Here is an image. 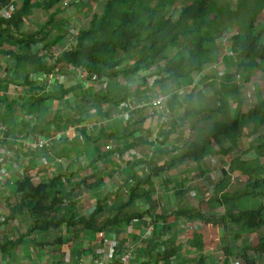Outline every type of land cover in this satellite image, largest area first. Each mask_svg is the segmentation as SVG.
Here are the masks:
<instances>
[{
    "label": "trees",
    "instance_id": "16d2710c",
    "mask_svg": "<svg viewBox=\"0 0 264 264\" xmlns=\"http://www.w3.org/2000/svg\"><path fill=\"white\" fill-rule=\"evenodd\" d=\"M12 1L0 0V12L10 8ZM16 1L10 16L0 15V58L15 63L14 67L7 68L4 76L0 77V92L7 93L9 86L19 85V82L10 80L9 75L14 78L13 73L23 71L25 81L20 85L25 88L23 92L29 99H14L15 97L11 95L0 98V126L7 129L5 131L7 138L14 140V144L9 143L11 150L14 149L18 140L32 139L38 135L49 136L54 126L56 130L62 128L65 131L63 118L56 112L52 113L51 110L44 111L43 105L60 102L68 104L66 109L69 110L73 106L72 98H80L87 93L89 96L94 94L93 97L98 103H108L107 111L98 112L96 118L108 119L115 105L121 108L126 101L133 103L143 97L148 99L151 97L149 91L156 89L170 97L165 107L173 113L174 120L167 129H164L165 132L161 131L163 139L160 142V149H156L155 142H147L146 138H150L146 135L148 131L143 129L145 119L133 124L134 117L131 116L125 126L122 121H118V125L121 124L123 129L122 133H116L117 136L113 137L118 145L110 154H104V158H110L118 153L128 155L141 145H149L155 149L149 161V164L153 166L151 173L142 179L136 175L135 171L134 177L126 182L125 188L129 193L127 203L109 208L108 202L111 196L107 193L104 199L97 202L96 208L89 215L79 217L74 195L78 194L77 192L89 181V178L96 181L100 177L98 174L93 177H84L75 185L69 180V178L73 179L72 175L57 176L46 184L36 185L29 176L18 181L13 187V195L17 201L14 205H9L10 214L6 216L2 224L0 223V226L16 222L21 218L31 219L32 225L27 229L26 234H22L19 230L17 237L6 241L0 240L1 254L8 255L9 259L18 260L16 251L25 244L27 238L34 234L47 235L52 229L57 230L64 226L68 230L80 233L103 234L140 221L147 214H159L157 216L159 220H167L166 216L170 210H161L157 213L158 204L152 201V192L144 190L155 177L187 163L201 164L208 157L218 156V154L230 156L239 148L248 126L254 127L251 136H255L264 127V98H259L256 104L244 107L241 88L238 84V77H244L249 82L252 75L262 69L264 64V25L256 23L259 13L249 22L241 24V32L231 38L233 57L227 56L228 59L225 58V60L228 62L231 57L235 67L221 77V89L217 92L221 106L217 109H208L204 107L199 94L195 95L191 91L186 98L181 99L178 94L171 93V84L176 88L180 85L182 87V84L201 83L200 77H204L203 80H205L211 76L205 71L219 66L224 61L222 57L224 54L221 55L224 51L220 49L217 39L224 14L215 15L219 0H107V3L102 6L101 13L94 14L92 19L87 21L86 27L82 25L78 34L67 27L65 32L58 31L61 29L56 22L59 12L73 9V6L77 7L80 4L90 6L89 2L98 3L99 0H72L68 6H63L62 0ZM178 3H180L179 10L175 13ZM57 6L59 11L51 13ZM37 10L43 11L46 15L50 14L49 18L37 27L36 31L25 32L24 28L28 23L32 25V16ZM227 14L231 15L229 11ZM84 17V14L79 13L81 21ZM70 20L69 17L67 21ZM70 39L74 45L66 49ZM182 46L186 48V51H181L172 57L167 56L171 48ZM55 53H58L57 57ZM162 61L166 64L154 71L153 69L159 67L158 64ZM69 67L73 68L75 74L79 72L87 74L88 85L77 82L74 78L71 86L67 88L65 83H59V79L56 82L58 86L47 93L45 86H40L36 82L39 76L40 78L45 75L60 77L62 70L69 71ZM1 71L3 68L0 67V73ZM121 76L127 81L124 86L119 84ZM62 77L64 78L63 75ZM153 78L157 79L153 86H150L149 80ZM136 79L139 80V85L132 91L131 87L136 83ZM105 82L115 83L117 100L109 99L101 92H88L89 85L95 83V86L100 84L103 86ZM232 98L237 100L234 108L230 104ZM178 107L185 109L181 118L177 116ZM207 111L216 116V120L207 129L201 141L188 140L181 149L173 150L169 147L170 139L179 133L186 121L197 118ZM93 116L88 118L93 119ZM220 116L223 118L220 119ZM34 117L37 118L38 123L33 125L30 119ZM84 121L86 120L80 118L74 123L78 125ZM83 136L88 141H93L95 145L105 138H111L106 129L101 130L94 138L86 133H83ZM79 140L77 136L72 144L76 145ZM62 142L64 143L62 145L67 144V141ZM62 145L59 143L57 152L61 151ZM216 146L218 151L215 149ZM256 149L259 157L255 160L247 161L238 158L230 165L229 171H222L224 178L219 184L222 186L221 190L226 189L225 184L230 182L229 174L235 171H240L249 178L246 187L233 193H225L221 197H213L209 203H206L211 212H203L201 206L182 207L173 212L177 221L196 220L202 225L201 230L196 231L188 241L193 251L203 254L206 249L216 247L229 233L231 234L228 239L231 238L238 244L245 236L262 231L261 235H257L256 242L251 241V244L225 248L223 254L225 264H229L231 259H237L241 264H264V164L261 163V158L264 157V145ZM97 150L99 151L98 148ZM56 156L62 157L63 154L59 153ZM163 157L167 158L166 162L163 165H157ZM140 164L131 165L134 167ZM94 165L96 163H93ZM132 171L126 172L129 175ZM259 198L262 199V205L257 210H241L239 204L242 200ZM141 202L148 203L149 209L142 214L131 213L130 209H136ZM218 206L225 211L216 213L215 209H218ZM104 214L107 215V219L100 222L99 218ZM172 230V226L166 225L160 233L157 234L155 231L147 244L149 260L142 264H171L179 252L175 244L177 238L175 236L168 241L160 240H163L161 235L166 231L169 234ZM57 242L62 243L63 238L58 239ZM201 259L204 260L205 257L202 255Z\"/></svg>",
    "mask_w": 264,
    "mask_h": 264
},
{
    "label": "crops",
    "instance_id": "0c3cea01",
    "mask_svg": "<svg viewBox=\"0 0 264 264\" xmlns=\"http://www.w3.org/2000/svg\"><path fill=\"white\" fill-rule=\"evenodd\" d=\"M6 62L5 64L7 65ZM0 67L3 68L1 63ZM6 70L7 68H3L2 72L5 74L4 71ZM71 72L69 71V73ZM4 74L0 75V77L4 76ZM70 75L73 76V72ZM23 77H25V73L23 71H17V73H15L14 75V78H16L15 81L20 83H24L22 81ZM83 77L88 78L87 74H83ZM66 81L67 80H65L64 82L60 79L61 84L66 83ZM196 84L193 85L196 86ZM176 85L180 84L176 83ZM186 85L191 86L192 84L190 85L187 83ZM57 86L58 85L56 83L54 87ZM184 88L185 91H187L186 86L184 87L183 84L182 87L181 85L176 87V89H178V91L180 92L182 89L184 90ZM187 93L188 91L186 92V94ZM179 94L181 93H178V95ZM12 96L16 97V95ZM23 99L27 100L29 98L28 96H26V98ZM52 104L53 111H57L58 109L62 110L63 107L65 109L68 108V104L66 105L65 103L54 102ZM159 113L160 112L158 111L156 113L158 115V118H160ZM134 114L132 116H134ZM32 119L33 118L30 119V122L32 121ZM87 123H96L97 130L98 128H100V125L101 127H106V129H108L109 132L112 134V137L110 139L105 138L98 145H95L93 141L87 140V144L84 143L83 145V150L79 148L78 151V149L74 146H70L66 149L65 153L64 151L61 152L62 150L60 152H54L55 154H63L62 157H58L62 158V163L55 161L54 158H56L57 156H55L54 153V156H52L50 154H47L49 153L48 151L33 149H19L15 158L11 160L5 159L0 162L1 224L5 221L6 216H9L10 214L9 205H14L17 201V198L15 197V195H13V187L17 184L18 181L22 180L25 176L31 177L34 183L37 185L40 183L46 184L51 179L60 175H72L74 179V177H76V174H78V177L75 179L77 182L73 183L78 184L81 182V179H83L85 176L93 177V175L98 174L100 177H98L96 181L89 178V181L83 184L82 189L77 192L78 194L74 195L75 202H77V213L79 214V217L89 215V213H91V211L96 208L97 202L101 199H104L107 193H110L111 196L108 202L109 208L113 207L114 205H117V201L118 205H120L121 203H127L129 201V193L126 191L127 189L125 188L126 182L134 177L133 175L135 174V171L137 173L136 175L142 179L151 173V171L153 170V166L149 164V161L151 159V154L154 153L155 149H152V147L150 146L152 152L150 153L148 147H142L143 149H148L145 150V152L147 151L148 153H150V157L141 161H138L136 159L131 160V152H129L128 155H120L118 153L112 155L110 158H104L105 155L110 154V152H112V150H109V144L107 145V143L115 142L113 137L117 136V128L113 129L112 126L113 124L118 125V122L114 119L113 115L111 114V117L108 119L101 118L100 120L96 121V119L93 118L89 119ZM159 124L160 123L158 121L156 129L153 128L149 131L150 133H148V137L149 135L151 137L154 135L155 138H146L147 142L153 141L157 144L156 149H160V142L161 139H163L162 134L158 132L160 127ZM69 127H72V123L68 124V126L63 127L65 128V131L62 130V128H59L57 132H65L66 134H68L69 131H72L69 130ZM101 130L99 129L97 133L99 134ZM163 132H165V130ZM75 135L77 134L75 133ZM97 136V134H93L91 138ZM40 137L44 139L48 138L49 136ZM66 138H68L67 144L68 142H72L74 140V137H71L70 134H68V137ZM186 138L187 139L184 140V143L189 140L188 136ZM173 140H175L176 142L172 143ZM182 140L183 139L180 136L176 139H173L172 137V140L169 143V147L173 150L181 149L185 144L181 146L176 145V143L179 144ZM9 143L14 144V140L8 139L4 143V146L9 147V150H11ZM17 143L14 145V147L17 145ZM97 148L99 149V151L97 150ZM9 150L7 148L6 151ZM216 156L208 157L201 164L187 163L185 165L173 168L161 174L160 176L155 177L152 183L144 188L145 191L152 192V201L158 204L157 213H160L161 210H170L168 215L166 216L167 220H159L157 218L159 214H147L140 221L133 222L129 225H123L118 229H113L103 234H94L90 232L80 233L74 230H68L64 226L60 229H57L58 231L56 230L53 234L49 233L43 236H38L37 234H34L32 235V237L27 238L25 244L16 251L18 260H16V258L15 260H11L9 259L8 255H3L0 251V264H121V257L128 252L133 254V264H142L143 262L149 260V254L147 251L148 241L152 238V235L155 233V231L157 232V234L160 233V231L166 225L172 226L173 230L169 234H167L166 231V233L161 235L163 236V240L160 241H168L169 238L176 236L177 240L175 244L179 248V252L176 258L172 260L171 264H199L200 262L201 264H225V256L222 255L223 250L228 247L239 246V244L231 240V238L228 239L231 233L227 234L228 236L224 238L221 242H219L216 247H210L206 249L203 254H200L198 252L193 251L189 247L188 241L193 237V234L196 231L201 230L202 225L196 220L192 221L181 219L177 221L176 218L173 216V212L182 207L184 208L188 206L195 208L200 205H203V207H208L206 203H209V201H211L213 197H221L225 193H233L234 189L232 181L225 184L227 185V187L224 191L221 190L222 186H219L220 182L224 177L218 178V176H215V174H218V171H229L230 165H228V168H226L227 165L219 168L218 164L220 163L221 156H218L219 159L215 158ZM46 157L51 159H48L47 162H44L43 159H45ZM162 160L164 159L159 160L157 162V165H160ZM166 160H164V162H166ZM101 161L103 164L99 167L98 164H100ZM14 163L19 165L22 163V166L25 167H18L17 169ZM93 163H97L95 167V170H97L96 172H93V169L91 168L93 166ZM133 163L141 164L133 167L131 165ZM74 164L80 165L81 168L73 167ZM84 165H89L90 168L89 166L88 168L91 171L88 172L84 170L85 173L83 174L82 169H84ZM120 165H122L121 168L119 167ZM130 170L133 171L128 175L126 171ZM47 171H49L48 174L45 173ZM235 172L236 174L240 173V175H242L240 171ZM240 175L237 176L240 177ZM229 176H231V174H229ZM73 179L69 178L70 183L74 181ZM243 188L244 187H242L241 189ZM236 191H238V188L236 189ZM84 207H87V209H83ZM149 207L150 205H148V203L141 202L138 203L136 209H130V212H139L140 214H142L146 212ZM218 207V210L221 213L225 211V209L221 208L220 206ZM218 210H216L215 212H217ZM203 212H206V210H203ZM106 219L107 215L104 214L101 215L99 221L103 222ZM26 221L27 219L21 218L18 221L13 222L15 226H18V228L19 226L22 227L20 229L22 234H26L27 229L32 225L31 220L28 222ZM13 223L0 226L1 241L13 239L12 230H16L17 237L19 229L12 228ZM157 223H159L160 227H158ZM149 225L154 226V232L150 233L147 239H144L147 227ZM48 235H51V239H48ZM247 236L249 237L250 235ZM60 238H63L62 243L57 242V240ZM37 241L38 244H36ZM245 242L246 240L244 239L243 243ZM157 252L161 253L160 250H157ZM202 255L205 257L204 260L201 259ZM229 264L241 263L237 259H231Z\"/></svg>",
    "mask_w": 264,
    "mask_h": 264
},
{
    "label": "rangeland",
    "instance_id": "374dc122",
    "mask_svg": "<svg viewBox=\"0 0 264 264\" xmlns=\"http://www.w3.org/2000/svg\"><path fill=\"white\" fill-rule=\"evenodd\" d=\"M68 0H62L61 4L63 6H65L66 4H64V2H66ZM13 4L10 8H6L2 15V17H8L13 13V6H14V2H17L16 0L12 1ZM107 3V0H99V2H94L91 1L89 2L90 6H83V5H79L76 7L73 6V9H69V10H63L61 12H59L60 14L56 17V22L60 25L61 29H58V31H62L65 32L66 31V27L68 29H70L73 33L78 34V32H80L82 25L83 26H87L89 20L92 19V16L96 13H101L102 10V6ZM179 5L180 3H178L175 7V13H177V11L179 10ZM65 7H63L64 9ZM81 8V9H79ZM59 11L58 6L55 7V9H53L51 11V13H55V11ZM80 11V12H79ZM228 11L231 13L230 16H228ZM79 13H82L85 15V17L83 18V20L81 21L79 18ZM218 13H223L224 16L221 19V26H220V31L217 35V39L219 40L220 43V49L222 51H224L221 55L224 54L223 59L224 61L216 67H213L212 69H209L207 71H205L207 74H211V76L208 79L203 80L202 78V82L196 84V86H194L193 84L191 86L188 85H183L184 87L186 86V90L188 91V93L186 94L187 91H185L182 89L181 92L178 91V89L174 88L173 85L171 84V93H181L179 94L182 98H186L191 91L195 94V95H200L201 99L204 103V107L208 108V109H217L219 106H221V102H219V95L217 94L218 91H220L221 89V77L227 72L232 71V69L235 67L234 62L232 61L231 57H233L232 52H231V38L234 37L235 35L239 34L241 32L240 26L243 23L249 22L250 20H252L254 18V16L256 14L259 13V19H257V24L258 25H264V0H219L216 11H215V15H217ZM49 15H46V13H44L41 10H37L35 11V14L32 16V21L33 23H31L32 25H30L29 23L26 25V27L24 28L25 32H31V31H36L37 27H39L42 23H44L45 21H47V19L49 18ZM71 18L70 21H67L68 18ZM73 18V20H72ZM223 20V22H222ZM81 21V23H80ZM88 21V22H87ZM81 25V26H80ZM259 31V29H258ZM225 39V40H224ZM224 40V41H223ZM223 41V42H222ZM229 41V42H228ZM263 42H264V36H263ZM187 48H189V46L187 45ZM172 49V48H171ZM168 52L167 56L168 57H172L174 55H177L179 52L181 51H186L185 47H179V48H174ZM228 51V52H227ZM41 53V50L39 51ZM227 54V55H226ZM227 56H231L230 60L228 62H226L225 58H227ZM175 58V57H174ZM228 59V58H227ZM8 61V60H6ZM4 60V58H0V63L2 64V67L5 68H12L14 67L15 63L12 61L6 62ZM5 62L7 63V65L5 64ZM11 64V65H8ZM166 64L165 61H162L158 64L159 67H155L153 70L157 71V69H159L160 67H163ZM70 71V70H69ZM68 70H62V74L60 75V79L63 80L65 82L66 81V87H70L71 86V82L69 80H73L72 79V75H70ZM71 72V71H70ZM4 73L1 71L0 75H3ZM15 74V73H13ZM62 75L64 76V78L62 77ZM10 76V80L15 81L16 78H13L11 75ZM78 77L76 78L79 79L77 80V82H83L87 84L88 78L83 77V73H78L77 75ZM157 78H153L150 79L149 84L150 86H153L155 80ZM22 81H25V77H23ZM187 82V81H186ZM238 84L241 88V94H242V101H243V106L247 107L249 105H253L256 104L258 102L259 98H264V64L262 66V69L256 71L252 77L250 78L249 82H247V80L244 77H238ZM20 83V82H19ZM61 83V82H59ZM179 83V82H178ZM21 84V83H20ZM17 85V86H9V95L13 94L16 95V97L14 99H22V98H26V96L24 95L23 89H25L22 85ZM113 82L108 83L105 82L103 84V86L97 85L95 86V83H93L92 85H89L87 87L88 92L91 91L92 93H98L101 92L103 95H107L109 99H114L117 100V91L114 87ZM119 84L124 86L127 84V81L125 79V77L121 76V78L119 79ZM88 85V84H87ZM139 85V80L136 79V83H134L131 87V90L133 91L134 89H136V87ZM170 85V84H169ZM185 91V92H184ZM22 92V93H21ZM20 93V94H19ZM160 93V91H156V89L154 90H150L149 91V96L154 97L156 95H158ZM201 93V94H200ZM94 95V94H93ZM92 96H89L88 93L85 96H81L80 98L75 97L72 98V104L73 106H71L68 109H65L64 107L62 108V110H57V111H53V104L50 103H46L45 106L43 105L42 109L44 111L48 110V111H52V113L56 112L58 114L59 117H62L64 120V127L67 126L69 123L72 122V131H69L68 134L71 135V137H74V139H76L77 136H79L80 138V134L83 135V133H86L89 137H91L93 134H97L98 133H92L90 134L89 132H91V130H88L89 132H87V130L85 129V126L83 124H86L89 121L88 117H91L92 115L93 118H97V113L98 112H103L105 113L108 109V103H104V102H97L95 100V98ZM119 97V96H118ZM146 98H142L141 100H145ZM140 101V100H138ZM236 99H230V104L233 106V108L236 106ZM136 102V101H135ZM107 107V108H106ZM179 110V111H178ZM177 110V116L179 118L183 117L184 113H185V109L183 108H179L178 107ZM119 112V113H118ZM155 112V113H154ZM118 114V116L114 115V114ZM157 111H155L154 109L147 107L145 108V110H140L138 111L136 114L130 112L128 115L125 116H121L120 110L118 108V105H115L113 110H112V115L113 117H115V120L118 122L120 121V118H124L121 121L123 122L122 124L125 126V124L127 123L129 117H131L133 114L134 117L133 118V124H137L143 121V119H145V122L143 124V129L144 131H148L146 132L147 136L148 133L151 129H156L157 125H158V121L160 123V118L158 119V115L156 117ZM163 113H166V117L168 119V124L166 126L161 127V125L159 124V130L158 132L161 133V131H163L164 129H167L168 126H170V124L173 122L174 120V115L172 112H169L168 110H166V107L164 108ZM232 113V112H231ZM159 115L161 116V114L159 113ZM215 117L211 112L207 111L205 114H202L201 116L194 118V119H190L188 121H186V124L183 126V128L179 131V133L175 134L173 136V139H176L177 137H179L180 135L182 136V141L178 144L176 143V145H184V140L187 139L186 137H189V140H193V141H201L203 139V137L205 136L207 129L212 126V124L215 122ZM80 118L86 120L84 122H82L81 124L76 125L74 122H76V120H80ZM223 117L220 116V119H222ZM100 120L99 118L96 119ZM124 120V121H123ZM32 124H37L38 120L37 118H33L32 119ZM88 124V123H87ZM78 127L79 132L82 131L80 134H78L77 132H75L77 135H75L74 133V128ZM89 126H87L86 128L88 129ZM54 130H51L49 132V137L50 135H52V132H55L56 134L58 133L56 127H53ZM112 128H117V133L120 134L122 133L123 129L121 127V124L116 125L113 124ZM149 128V130H147ZM106 129V127H103L102 130ZM84 130V131H83ZM7 131V129H6ZM106 132L108 134L111 135L112 134L109 132L108 129H106ZM254 132V127L253 125L248 126L245 129V136H243V139L240 141V146L237 150H235L234 152H232V154L230 156H221L220 154H218V156L220 157V163L218 164L219 168L222 166H226V168H228V165H232L234 163L235 159H243V160H247V161H252L255 160L257 157H259V152L257 151V147L264 145V127L261 128L259 130V132L255 135V136H251L252 133ZM68 134H65L66 136L64 138L58 139L57 142L54 144V147L51 150L50 155L52 156H56V151H57V147L59 145V143L62 145L64 144L62 141H67L68 138ZM39 136V135H38ZM48 137V136H47ZM85 136H83L82 138H80V140L78 141V143L76 145H73L72 142H68V144L66 145H62L61 146V152L64 151V153L66 152V149L70 146H74L75 148L78 149L81 148L83 150V145L84 143L87 144V138H84ZM176 137V138H175ZM51 138V137H50ZM149 138L154 139L155 136L153 135L152 137L149 136ZM24 140V139H21ZM172 140V139H170ZM26 141V140H25ZM176 142L175 140H173L172 143ZM109 144V150L114 151L115 147L118 145V142H114V143H107V145ZM69 145V146H68ZM229 145V144H227ZM230 146V145H229ZM227 146V147H229ZM142 147H144L143 145H141L139 148H137L135 151L131 152V160L132 159H136L138 161H141L143 159H148L150 157V153L151 152V148L149 145H146V147H148V149L150 150V153H148L147 151L145 152V150L148 149H143ZM217 151L218 148L216 146ZM55 152V153H54ZM264 152V150H263ZM54 153V155H53ZM67 155V154H65ZM218 156H216L215 158L219 159ZM58 158V157H56ZM55 159V158H54ZM61 159V158H60ZM164 160H166V157H163ZM164 160H162V162L160 163V165L164 164ZM219 161V160H218ZM236 161V160H235ZM227 163V164H226ZM261 163L264 164V157L261 158ZM15 164V163H14ZM102 161L99 165H102ZM16 168L18 169V167H25L22 166V163L19 164H15ZM97 165V163H96ZM96 165L92 166L91 168L93 169V172H96L97 170H95ZM84 170L90 172L91 170L88 168L89 165H84ZM73 167H80V165L78 164H74ZM120 168L122 167V165L119 166ZM255 167V166H254ZM81 168V167H80ZM79 168V169H80ZM56 170V169H54ZM37 172V170H36ZM49 171L45 172L46 174H48ZM83 174L85 173V171H83ZM75 175V174H74ZM237 175H240V173L236 174V172L231 173L230 176V181H232L233 184V192L236 191V189L238 188L241 189L242 187H246V185L249 183V178L246 175H240V177H238ZM35 176V175H34ZM66 176H71V175H66ZM80 176V173H79ZM215 176H218V178L223 177L222 176V172L218 171V174H215ZM78 177V174H76V177H74V181H72V183H76L77 181L75 180ZM86 177V176H85ZM54 179V178H53ZM75 185V184H74ZM116 204L118 205V201L116 202ZM262 205V199H244L240 202L239 206L241 208V210H257L260 206ZM201 208L203 210H206V212H209L210 209L208 210L209 207H206L203 205H200ZM83 209H87V207H84ZM218 209H215V211ZM211 212V211H210ZM216 213L220 214V211L218 210ZM27 219L26 222L30 221L31 219L29 218H25ZM158 227L159 226V223ZM12 228L14 229H21L22 227L19 226H15L14 223L12 225ZM56 230L52 229L50 231V234H53ZM58 231V230H57ZM262 231L260 233V231L254 232V234H251L249 237L245 236L243 238V240L245 239L246 242L243 243V240H241V242H238V244H242V245H247V244H251L252 242H256L258 239L257 235H261ZM16 237V230H12V238ZM48 239H51V235L47 236ZM236 242V241H235ZM222 255L224 256V254L222 253Z\"/></svg>",
    "mask_w": 264,
    "mask_h": 264
},
{
    "label": "built area",
    "instance_id": "2783aa9c",
    "mask_svg": "<svg viewBox=\"0 0 264 264\" xmlns=\"http://www.w3.org/2000/svg\"><path fill=\"white\" fill-rule=\"evenodd\" d=\"M71 1L72 0H68V1L64 2V4H66L65 6H68L71 3ZM73 45H74V42L71 41V39H70L68 47L66 49H69ZM62 51H63V49L61 50V52ZM57 54L55 53L56 57L58 56ZM69 70L73 72V76H74V77L72 76L73 79L74 78L76 79L78 77L77 76L78 74H75L72 67H69ZM59 79L60 78L58 75L57 76L56 75H50V76L45 75L42 78L36 79V82L40 86H45L47 93H50L51 90L53 89L55 83L58 82ZM77 80H79V79H77ZM34 94H36V93L34 92ZM6 95H9V93L8 92L7 93H1L0 92V98L2 96H6ZM10 95L12 96L13 94H10ZM12 97H14V96H12ZM169 98L170 97L165 96L162 93H159L158 95H156L154 97H149L148 99L140 100V101L133 102V103L131 101H126L121 105V108H119V110H120L121 116L122 115L125 116V115H128L130 112L137 113L140 110H145V108L150 107V108L154 109L155 111L160 112V114H161L160 125L162 127V125L166 126L168 124V119L166 117V113H163V111H164L166 104L169 101ZM116 115L118 116V114H115V116ZM114 119H115V117H114ZM122 119H124V118L122 117L119 120L121 121ZM83 125L85 126L84 130H87V132H89L88 130H91V132H89L90 134L95 133V132L97 133L99 131V129L101 130L103 128L100 125V128H98V130H97L96 129V127H97L96 123L83 124ZM87 126H89L88 129L86 128ZM0 130H1V132H0V162H2L5 159L11 160V159L15 158L19 149L44 150V151L49 152L47 154H50L51 150L54 147V144L57 142V140L64 138L66 136L65 132L57 133V134L55 132H52L51 133L52 135H50L51 138L48 137V138L42 139L40 136H35L31 140H26V141L25 140H18V143L14 147V149L9 150V147L4 146L5 145L4 143L8 140L7 135L5 133L6 128H4L3 126H0ZM69 130H72V128L69 127ZM74 131L77 132L78 134H80L82 132V131L79 132L78 127H75ZM82 137H83V135L80 134V138H82ZM6 147L8 148L9 151H6L7 150ZM152 156H153V153L151 154V158H152ZM48 159H51V158L46 157L45 159H43V161L47 162ZM55 161L59 162V163L63 162L62 158L61 159L55 158ZM48 164H50V163H48ZM153 232H154V226L149 225L147 227V231H146V235L144 236V239H147L148 235L150 233H153ZM121 264H133V254L130 252L125 253L121 257Z\"/></svg>",
    "mask_w": 264,
    "mask_h": 264
},
{
    "label": "clouds",
    "instance_id": "9594fccd",
    "mask_svg": "<svg viewBox=\"0 0 264 264\" xmlns=\"http://www.w3.org/2000/svg\"><path fill=\"white\" fill-rule=\"evenodd\" d=\"M5 10V9H4ZM3 13H4V11H2V12H0V15L2 16L3 15ZM72 73V72H71Z\"/></svg>",
    "mask_w": 264,
    "mask_h": 264
}]
</instances>
